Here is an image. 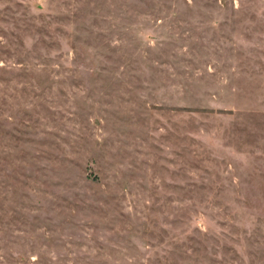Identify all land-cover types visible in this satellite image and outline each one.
Masks as SVG:
<instances>
[{
    "label": "rangeland",
    "instance_id": "374dc122",
    "mask_svg": "<svg viewBox=\"0 0 264 264\" xmlns=\"http://www.w3.org/2000/svg\"><path fill=\"white\" fill-rule=\"evenodd\" d=\"M0 264H264V0H0Z\"/></svg>",
    "mask_w": 264,
    "mask_h": 264
}]
</instances>
